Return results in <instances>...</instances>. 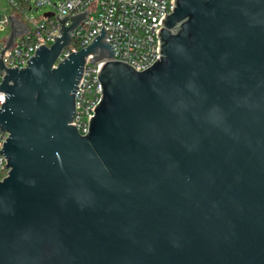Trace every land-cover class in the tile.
Segmentation results:
<instances>
[{
    "label": "water",
    "instance_id": "obj_1",
    "mask_svg": "<svg viewBox=\"0 0 264 264\" xmlns=\"http://www.w3.org/2000/svg\"><path fill=\"white\" fill-rule=\"evenodd\" d=\"M88 14L56 17L22 69L2 60L28 32L9 17L0 264H264V0H175L142 72L104 25L57 64ZM88 60L102 97L82 136Z\"/></svg>",
    "mask_w": 264,
    "mask_h": 264
},
{
    "label": "built area",
    "instance_id": "obj_2",
    "mask_svg": "<svg viewBox=\"0 0 264 264\" xmlns=\"http://www.w3.org/2000/svg\"><path fill=\"white\" fill-rule=\"evenodd\" d=\"M8 8L4 13L0 11V38L1 51L6 47L11 34L10 16L17 18L28 29L27 33L18 35L12 47L7 48L2 60L6 68L19 69L27 67V61L33 58L35 50L44 44L50 47L55 43L54 37L60 35L61 24L58 19L76 16L89 11L87 18L71 33L73 41L78 42L80 48L69 49V46L59 57L57 64L64 61L72 53H77L87 47L99 35L103 25L107 31L106 41L111 44L114 52V61L131 65L136 71L142 72L150 68L160 58V37L158 31L163 28L161 21L165 15L172 13L175 0H60L52 4L55 8L53 16L45 13L40 18H32L34 10H41L51 5L50 0H6ZM14 9L19 14L11 12ZM58 19H57V18ZM72 22L68 20L67 26ZM90 59V58H89ZM56 64V65H57ZM104 62L88 63L83 79L76 94V111L74 122L80 135L86 136L89 132L90 119L95 116L94 108L102 97V85L98 72ZM5 71H0V85ZM6 97L0 91V110ZM8 138V133L0 131V151ZM7 158L0 155V182L8 176Z\"/></svg>",
    "mask_w": 264,
    "mask_h": 264
},
{
    "label": "rangeland",
    "instance_id": "obj_3",
    "mask_svg": "<svg viewBox=\"0 0 264 264\" xmlns=\"http://www.w3.org/2000/svg\"><path fill=\"white\" fill-rule=\"evenodd\" d=\"M50 1H51V5L45 6L41 10H37V11L34 10L33 12H31L30 15L32 16V18H40L45 13H52L53 11H55V8L53 7L52 4H57L60 0H50ZM7 8H8V2L6 0H0V11L4 13ZM4 36L5 33H0V38Z\"/></svg>",
    "mask_w": 264,
    "mask_h": 264
},
{
    "label": "trees",
    "instance_id": "obj_4",
    "mask_svg": "<svg viewBox=\"0 0 264 264\" xmlns=\"http://www.w3.org/2000/svg\"><path fill=\"white\" fill-rule=\"evenodd\" d=\"M12 13L18 15L19 13L17 11H15L14 9L11 10ZM72 48H80V45L78 42L74 41L73 44L69 47V49H72Z\"/></svg>",
    "mask_w": 264,
    "mask_h": 264
}]
</instances>
